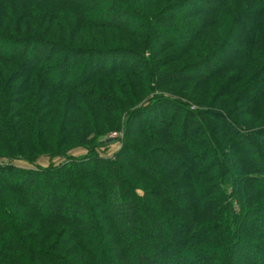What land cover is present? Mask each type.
Returning <instances> with one entry per match:
<instances>
[{
    "label": "trees",
    "instance_id": "16d2710c",
    "mask_svg": "<svg viewBox=\"0 0 264 264\" xmlns=\"http://www.w3.org/2000/svg\"><path fill=\"white\" fill-rule=\"evenodd\" d=\"M0 159V264H264V0H0Z\"/></svg>",
    "mask_w": 264,
    "mask_h": 264
},
{
    "label": "rangeland",
    "instance_id": "374dc122",
    "mask_svg": "<svg viewBox=\"0 0 264 264\" xmlns=\"http://www.w3.org/2000/svg\"><path fill=\"white\" fill-rule=\"evenodd\" d=\"M95 1H97V3L98 4H101L104 0H95ZM189 7H191V5L190 6H188V8H186V9H182V10H175L174 12H173V14H175V15H182V16H188L190 13H191V9H198L196 6H194L193 7V4H192V7L191 8H189ZM196 7V8H195ZM170 26H172V27H175V25L174 24H172V25H170ZM166 32V34H167V36H170V37H172L173 39H175V36H180V37H182V38H185L186 39V37H187V35L189 34V33H191V30L190 29H188V30H185L184 32H178V31H176L175 30V28H174V30H166L165 31ZM176 40V39H175ZM232 42H233V40H232ZM231 42V45L233 44ZM9 49V48H8ZM7 49V50H8ZM229 49V48H228ZM231 56V53H230V50H229V52H228V54H222V56H220V58L224 61V60H226L228 57H230ZM218 60L219 59H214L212 62L215 64V62H218ZM127 65H132V62H128L127 63ZM97 69H99V70H101V69H103V68H105V65H103V64H101V65H97V67H96ZM261 88V86H254V87H251V89H250V92H254V91H257V90H259ZM249 92V93H250ZM256 93V92H255ZM253 96H250L249 98H246L247 100H249V99H251ZM250 101V100H249ZM142 123V122H141ZM140 123V121L139 122H137V125H142ZM107 139H108V141L109 140H111V141H109L111 144H110V146L108 147V148H100L99 150H98V152L101 154V156L102 157H104V158H115V156H116V154L122 149V147H123V142H124V140H125V131L124 130H122L121 132H115V133H112V134H110L108 137H107ZM87 154V151L86 150H84V149H78V150H76V151H73L71 154H70V156H72L73 158H82V157H84L85 155ZM256 156V155H255ZM257 157V156H256ZM5 162H7V160H1L0 159V164L1 163H5ZM50 162H51V160L50 159H47V158H41L40 160H39V165H41V166H48L49 164H50ZM52 163H54L55 165H59V164H61V163H64V161H63V159H55V160H53V162ZM18 166H20V167H26V168H31L27 163H22V162H17L16 163ZM137 165L138 166H141V167H143V165H142V163L139 161L138 163H137ZM156 177V176H155ZM140 194H142V192H139ZM185 195V194H184ZM186 197L185 198H183L182 199V201L181 202H183L182 204L184 205V204H186V203H184V202H187L188 201V197H187V195H185ZM187 206V205H186ZM187 208H188V206H187ZM156 227H161V223H156L155 225H150V224H148V225H145V229H146V234L147 235H153L154 233H155V231H156ZM155 242V241H154ZM154 242H152V243H154ZM155 248H153L152 246H150L147 250H145V252H148V253H153V251H155L154 250ZM232 264H244V259H243V257H242V255H241V253H240V251L238 250V248H236V249H234L233 250V252H232Z\"/></svg>",
    "mask_w": 264,
    "mask_h": 264
},
{
    "label": "water",
    "instance_id": "95a60500",
    "mask_svg": "<svg viewBox=\"0 0 264 264\" xmlns=\"http://www.w3.org/2000/svg\"><path fill=\"white\" fill-rule=\"evenodd\" d=\"M109 141H111V140H109Z\"/></svg>",
    "mask_w": 264,
    "mask_h": 264
}]
</instances>
